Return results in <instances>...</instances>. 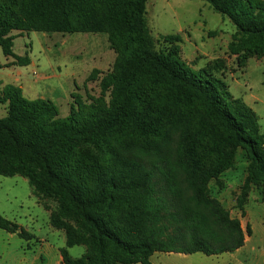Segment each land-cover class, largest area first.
<instances>
[{"label":"trees","instance_id":"1","mask_svg":"<svg viewBox=\"0 0 264 264\" xmlns=\"http://www.w3.org/2000/svg\"><path fill=\"white\" fill-rule=\"evenodd\" d=\"M205 1L235 25L229 49L241 57V64L264 55V0ZM147 3L0 0V47L20 65L30 59L14 52L13 32L29 28L104 32L117 53L101 82L112 95L111 107L102 113L80 117L72 109L59 118L53 101L27 99L14 84H6L0 97L7 103V115L0 118V175L23 176L34 195L56 201L50 224L65 231V264H152L156 252H234L244 246L245 231L210 194L209 184L236 168L240 150L248 161L238 197L243 214L252 187L264 184V132L256 113L232 95L223 79L207 69L192 70L174 49L156 48ZM163 38L173 46L182 41L180 34ZM161 89L179 109L166 118L150 111L149 99ZM167 124L179 133L173 160L159 167L133 158L127 165L136 174L133 179L125 169L93 177L74 161L78 147L102 149L123 125L148 128L163 139ZM0 228L33 238L1 213ZM76 245H86L87 251L72 257L68 248Z\"/></svg>","mask_w":264,"mask_h":264},{"label":"rangeland","instance_id":"2","mask_svg":"<svg viewBox=\"0 0 264 264\" xmlns=\"http://www.w3.org/2000/svg\"><path fill=\"white\" fill-rule=\"evenodd\" d=\"M147 18L157 49H174L177 57L192 70L207 69L223 79L232 95L241 98L256 113L264 132V55L250 56L241 64V57L229 49L236 31L229 18L215 11L205 0H148ZM13 34L17 35L14 52L28 57L30 64H18L13 57L5 56L0 47V97L4 85L20 84L16 77L17 71H22L23 95L31 100L53 101L59 118L67 117L72 109L83 117L111 107V89L103 90L101 82L112 71L117 53L106 33H46L29 28ZM169 34H180L182 41L174 46L165 42L163 36ZM149 100L150 111L158 116L166 118L179 111L163 89ZM6 108L7 104L0 101V118L7 115ZM165 127L166 134L160 139L148 128L123 125L109 135L102 149L89 145L78 147L74 161L93 177L125 169L126 175L133 179L136 174L127 166L133 158L146 166L159 167L173 160L179 133L172 125ZM152 144L156 147L151 148ZM247 164L245 153L240 150L236 168L222 174L219 180H212L209 191L232 217L241 220L246 234L248 227L252 228L249 241L236 252L213 256L202 252H157L151 257L152 264H264V184L253 186L248 194L243 206L244 211L247 207L248 217L238 206ZM127 184H131L130 179ZM56 206L53 199L34 195L27 178L0 175V213L33 235L27 240L0 228V264H31L32 252L28 246H33L38 239L61 242L59 236H65V231L51 232L50 213ZM68 251L72 257H79L87 251V246L76 245Z\"/></svg>","mask_w":264,"mask_h":264},{"label":"crops","instance_id":"3","mask_svg":"<svg viewBox=\"0 0 264 264\" xmlns=\"http://www.w3.org/2000/svg\"><path fill=\"white\" fill-rule=\"evenodd\" d=\"M11 67L14 69V67H16V66L13 65ZM16 70H19V68ZM16 81L19 82L20 84L17 85L18 84L17 83L14 85L20 86L22 88L23 93H24L25 84L22 82L23 81V72L22 71H17ZM232 170L233 169L228 170L227 172H225V174L232 171ZM245 216L248 217V210H247L246 206H245ZM56 231H58V230L54 229L52 227L51 232L53 234H55ZM251 235H252V233H250V234L245 233V244L249 241V239H250L249 237ZM59 238H61L60 243H58L57 241L54 242L48 238H41L40 241L38 239L37 242L33 246H28L32 252L31 256L29 257V259L31 260V264H65L63 261L62 254H61V248L66 246V238L64 235L59 236ZM241 248H239V249H241ZM238 250H236V251H238ZM236 251H234V252H236ZM151 262H152V258H151Z\"/></svg>","mask_w":264,"mask_h":264}]
</instances>
